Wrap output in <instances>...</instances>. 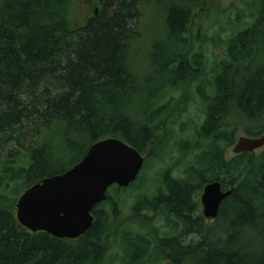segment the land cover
Returning a JSON list of instances; mask_svg holds the SVG:
<instances>
[{
    "label": "trees",
    "instance_id": "obj_1",
    "mask_svg": "<svg viewBox=\"0 0 264 264\" xmlns=\"http://www.w3.org/2000/svg\"><path fill=\"white\" fill-rule=\"evenodd\" d=\"M200 1L96 0L97 13L72 24L73 0H0V264H104L118 235L122 264H155L154 251L170 264H264V147L226 158L239 131H264V0L245 2L238 12L251 22L218 42L219 32L189 37ZM153 3L163 9L157 33L144 22ZM151 31L152 51L139 58L132 46ZM208 41L224 48L209 71ZM183 85H196L203 118L176 145L191 157L185 177L168 168L155 193L130 207L146 233L115 226L117 195L134 183L107 193L78 241L20 230L13 200L90 144L114 137L158 157L179 111L166 93ZM212 181L232 193L207 225L198 197Z\"/></svg>",
    "mask_w": 264,
    "mask_h": 264
},
{
    "label": "water",
    "instance_id": "obj_2",
    "mask_svg": "<svg viewBox=\"0 0 264 264\" xmlns=\"http://www.w3.org/2000/svg\"><path fill=\"white\" fill-rule=\"evenodd\" d=\"M263 146L264 132L257 137L240 136L232 152H253ZM144 161L136 148L119 138L92 143L71 168L44 177L23 191L16 200V219L31 232H47L57 239L79 238L92 225L91 210L106 200L107 189L112 185L128 187ZM231 193V189L222 190L218 181L207 183L200 196L204 217L214 219Z\"/></svg>",
    "mask_w": 264,
    "mask_h": 264
},
{
    "label": "rangeland",
    "instance_id": "obj_3",
    "mask_svg": "<svg viewBox=\"0 0 264 264\" xmlns=\"http://www.w3.org/2000/svg\"><path fill=\"white\" fill-rule=\"evenodd\" d=\"M95 1L96 0H73V9L71 10L69 17L71 23L81 24L86 19V17L91 14L93 7H95ZM250 1L251 0H201V6H199L196 10L189 28V37L191 41L195 39L197 31L201 35L204 34L207 36H211L215 34V32H219L220 39H217V42L219 40H225L231 33L230 27L235 28L238 25H244L251 22L252 19L249 16L244 17L238 12L240 10H245L247 5H245V2L248 3ZM152 8L155 14H150V16L146 17L147 20L144 22L148 29L155 30L157 33V30L160 31V29L156 27L161 23L159 24L160 19L157 20L156 18H161L163 9L157 4H154ZM216 8L221 9V11L223 9L222 14L215 13ZM221 28H223L222 32ZM152 32L154 31L148 32V34L144 36L141 44L135 43L132 46V53L134 51L136 56L139 58L148 57V54L152 51L149 46V36ZM202 47L206 52V69L209 71L211 70L215 60L217 58L220 59L223 56L224 48L220 44H214L212 41L206 42L202 45ZM136 48H139L138 52L135 50ZM138 57H136V59L139 60ZM142 66L149 69V71L151 70L149 65L146 66L143 64ZM151 90L153 91L154 88ZM167 99L171 101L172 105L176 106L174 109L179 107V111L176 112L175 118V112L173 115L170 113V118H168L169 122L165 125V129L168 128V136L166 134V138H164V147L160 150H157L158 157L156 155L151 160L145 161L143 168L138 174V177L133 182V186L129 190L127 189L126 191H123L117 195V199L124 202L122 205L120 203V206L116 208L115 226L119 231H121V229H126L127 231L132 230L133 233L136 234L146 233L147 227H150V225L146 224V222H143V220L140 218H133V213L130 211V207L132 206L133 202H135L139 197L152 196L160 184L162 174L165 173L168 168L173 170V177L184 178L185 169L191 163L190 155L188 153H181L179 149H177L176 145L181 139L190 141L193 127L198 125L203 118L202 106L196 92V85H183L181 89L177 91L170 89L165 96V100ZM189 100L191 101L188 102ZM180 107H182V109ZM183 108V115L180 117ZM240 136H244L241 131L236 134L234 142H236L237 138ZM233 145L234 144L228 147L226 151V158H231L234 155L232 152ZM261 150L262 149H257L254 152L258 153ZM78 154H75L70 162H73L76 159V155ZM115 192H117V186L114 185L109 187L107 193L111 194V197H114ZM16 199L17 198H15L12 202V210L14 213ZM198 199L200 202V194ZM197 212L202 215L201 204L197 208ZM161 218L162 217L155 218L154 220L152 219V221H154L155 226L161 227L164 231V227L162 226L163 220ZM204 220L207 225H210L214 222L213 219L204 218ZM119 237L120 235H118L117 239H119ZM79 239L75 241H78ZM117 239L112 240V250L108 253L104 264L123 263V259L121 258L123 253L122 249H120L118 246L119 240ZM153 254L154 260L151 261L156 262L155 264H170L167 263V261L159 260L158 257L160 256H158L155 251Z\"/></svg>",
    "mask_w": 264,
    "mask_h": 264
},
{
    "label": "flooded vegetation",
    "instance_id": "obj_4",
    "mask_svg": "<svg viewBox=\"0 0 264 264\" xmlns=\"http://www.w3.org/2000/svg\"><path fill=\"white\" fill-rule=\"evenodd\" d=\"M92 215H93V218H94V217H95V215H94V213H93V212H92ZM161 219L163 220V218H161ZM20 230H24V229H22V228H21ZM25 231H26V230H25Z\"/></svg>",
    "mask_w": 264,
    "mask_h": 264
},
{
    "label": "bare ground",
    "instance_id": "obj_5",
    "mask_svg": "<svg viewBox=\"0 0 264 264\" xmlns=\"http://www.w3.org/2000/svg\"><path fill=\"white\" fill-rule=\"evenodd\" d=\"M137 15V14H136ZM144 21V20H143ZM131 238V237H130ZM11 241V240H10ZM77 262V261H76ZM83 262V261H82Z\"/></svg>",
    "mask_w": 264,
    "mask_h": 264
}]
</instances>
